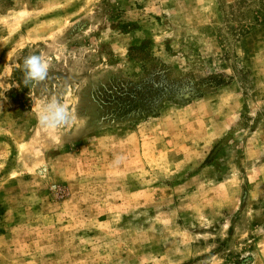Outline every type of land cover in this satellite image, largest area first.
Masks as SVG:
<instances>
[{
	"label": "rangeland",
	"instance_id": "1",
	"mask_svg": "<svg viewBox=\"0 0 264 264\" xmlns=\"http://www.w3.org/2000/svg\"><path fill=\"white\" fill-rule=\"evenodd\" d=\"M0 264H264V0H0Z\"/></svg>",
	"mask_w": 264,
	"mask_h": 264
},
{
	"label": "clouds",
	"instance_id": "2",
	"mask_svg": "<svg viewBox=\"0 0 264 264\" xmlns=\"http://www.w3.org/2000/svg\"><path fill=\"white\" fill-rule=\"evenodd\" d=\"M49 63L38 54H32L24 58L23 61V80L25 87L44 81L48 76ZM73 115L64 104L56 98L42 102L37 121L39 126L46 130H56L70 126L73 123ZM123 160L122 156H116L113 164L118 166Z\"/></svg>",
	"mask_w": 264,
	"mask_h": 264
},
{
	"label": "trees",
	"instance_id": "3",
	"mask_svg": "<svg viewBox=\"0 0 264 264\" xmlns=\"http://www.w3.org/2000/svg\"><path fill=\"white\" fill-rule=\"evenodd\" d=\"M214 82H215V83H219V81H218V80H215Z\"/></svg>",
	"mask_w": 264,
	"mask_h": 264
}]
</instances>
